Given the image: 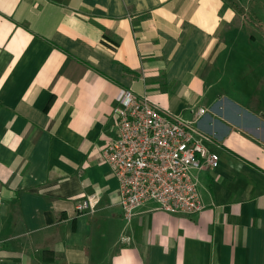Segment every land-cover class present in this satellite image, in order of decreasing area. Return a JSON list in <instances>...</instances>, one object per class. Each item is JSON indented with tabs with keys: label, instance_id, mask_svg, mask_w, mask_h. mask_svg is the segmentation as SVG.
Segmentation results:
<instances>
[{
	"label": "crops",
	"instance_id": "obj_1",
	"mask_svg": "<svg viewBox=\"0 0 264 264\" xmlns=\"http://www.w3.org/2000/svg\"><path fill=\"white\" fill-rule=\"evenodd\" d=\"M233 2L0 0V264H264V88L206 83L241 67ZM123 88L208 136L218 164L194 170L201 211L149 199L124 216L98 159ZM88 194L97 208L81 212Z\"/></svg>",
	"mask_w": 264,
	"mask_h": 264
},
{
	"label": "built area",
	"instance_id": "obj_2",
	"mask_svg": "<svg viewBox=\"0 0 264 264\" xmlns=\"http://www.w3.org/2000/svg\"><path fill=\"white\" fill-rule=\"evenodd\" d=\"M113 113L118 134L102 147L98 159L109 164L118 180L124 216L129 219L149 199L169 212L201 211L204 204L194 170L218 164V154L204 143L208 136L190 120L131 88L121 90ZM98 200L95 194L84 195L76 208L93 212ZM2 204L0 193V219Z\"/></svg>",
	"mask_w": 264,
	"mask_h": 264
},
{
	"label": "rangeland",
	"instance_id": "obj_3",
	"mask_svg": "<svg viewBox=\"0 0 264 264\" xmlns=\"http://www.w3.org/2000/svg\"><path fill=\"white\" fill-rule=\"evenodd\" d=\"M238 10L243 14V21L245 24V27L241 30L240 34V42L242 43V54L240 55L243 58L242 64L238 66L239 68L238 75L235 77H232V74L228 72L230 68L229 63H225L223 65V68L225 72L219 73H212L210 75H207L206 77V83H211L214 87L219 88L220 85L225 87L226 90H242L247 91L250 89H261L264 88V80H254L251 79L250 71L253 68L255 72L260 71V69L264 68V57L261 56L262 49L261 44L264 41V36L259 37L256 36L255 39L250 37L251 31L249 27L255 25H259V27L264 26V0H234ZM234 3V2H233ZM234 3V4H235ZM249 25L248 27H246ZM249 30V31H248ZM254 33V31H252ZM256 35V33H254ZM256 46V47H255ZM237 54L238 49H235ZM252 52H254L253 55ZM234 53V50H232L230 53L227 52V58L230 60V57H232V54ZM258 53V54H257ZM251 55V56H250ZM258 57H261V60L256 62ZM243 75V76H242ZM218 76H220V81H218Z\"/></svg>",
	"mask_w": 264,
	"mask_h": 264
}]
</instances>
